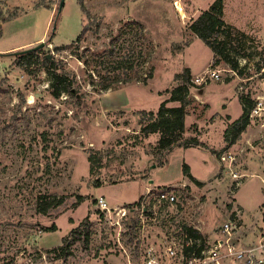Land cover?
<instances>
[{"label": "rangeland", "instance_id": "rangeland-1", "mask_svg": "<svg viewBox=\"0 0 264 264\" xmlns=\"http://www.w3.org/2000/svg\"><path fill=\"white\" fill-rule=\"evenodd\" d=\"M81 1L85 12L79 0H0V264H246L227 252L229 237L264 264V0H220L226 22L249 36L238 70L215 64L190 29L217 0ZM42 41L33 60L16 54ZM142 50L147 62L130 76L153 69L148 84L101 91L103 77L120 76L117 60L142 61ZM46 58L73 81L57 99ZM186 68L184 137L204 143L162 149L159 134L140 131L164 101L180 106L175 76ZM208 69L220 79L195 84ZM243 95L256 109L228 144L225 124L242 115ZM93 154L102 162L91 172ZM185 162L203 185L184 176ZM162 193L176 201L160 202ZM82 223L87 232L64 244Z\"/></svg>", "mask_w": 264, "mask_h": 264}, {"label": "trees", "instance_id": "trees-1", "mask_svg": "<svg viewBox=\"0 0 264 264\" xmlns=\"http://www.w3.org/2000/svg\"><path fill=\"white\" fill-rule=\"evenodd\" d=\"M79 1L82 6L83 12H85L82 1ZM223 8L224 7L222 2L220 0H217L216 2L211 4L208 9L202 11L201 14L193 20L190 25V29L199 37V39L204 42L207 47H209L214 52L215 56L217 57L215 64H218L219 61H224L229 64L232 69L238 70L239 65L237 57H250L248 48L244 43L246 40H248L249 36L244 31L238 29L236 26L230 25L226 22V20L224 19ZM85 32L86 28H83L82 33L71 45L75 46L81 43L82 39L84 38ZM69 46L70 45L63 47L68 48ZM39 52H41V50L34 52L20 51L16 54L21 56L23 60H33L35 57H37ZM139 53L141 54L140 57L142 58V61L135 62L134 60L136 56H124L118 59L115 63L116 66L114 70L118 71L120 73V76L119 74H116L114 76L109 75L107 77H103L104 83H102L101 91L113 89L114 86L118 83H121L123 86L128 85L134 81L137 83L148 84V81L154 76L153 69H151L149 72L143 73L142 75L135 74L134 77L130 76V72L134 70L135 66L143 67V65L147 62V56L145 57V52H143L142 50V53ZM139 53L137 54V57L139 56ZM45 60V69L51 73L52 77V97L56 99L60 98L63 93L70 91L73 81L68 79V76L59 69L55 61L49 60L47 58ZM123 70H125V72ZM239 73L242 74V71H239ZM175 79L176 81L179 80L181 83L175 88V96L173 97L172 101L180 102V106L168 107V101H164L156 115L153 112L147 113L150 117L149 122L141 128L140 132L144 137H147L150 134H159L160 138L158 141V145L162 149H171L175 146L184 148L203 146V144L200 143L196 138L186 139L184 137L186 132L185 121L188 114L187 107L190 104V101L186 98V96L190 89L189 86L191 85V70L189 68H186L183 73L177 74L175 76ZM240 102L243 108L242 115L238 119L229 123L224 132V141L228 144H233L234 142H236L240 134L249 125V116L250 118H252V112L256 109V102L251 99L249 95L241 96ZM228 119H230V117H228ZM95 156L96 155L93 154L89 157V162L91 163V172L94 171L95 166L99 167L102 162L100 157ZM190 171V166L185 162L183 164L184 176L188 177L190 181L198 186L203 185L202 182L195 178ZM78 200L81 202L85 199L83 196H79ZM63 202L64 199L61 198L56 202L54 206H59L63 204ZM135 206L136 205H131L130 208H134ZM48 209L49 207L47 206L42 208L41 211L43 213H46ZM87 228L88 227L84 223H82L79 227L73 230L71 237L66 236L63 238V243L69 245L72 242L73 238L77 239L85 234V232H87ZM54 230L55 227H53V229H50V231ZM198 234V232H195L196 236H199ZM89 235V233L86 234V240H89ZM64 246L62 245L57 250L64 249Z\"/></svg>", "mask_w": 264, "mask_h": 264}, {"label": "built area", "instance_id": "built-area-1", "mask_svg": "<svg viewBox=\"0 0 264 264\" xmlns=\"http://www.w3.org/2000/svg\"><path fill=\"white\" fill-rule=\"evenodd\" d=\"M209 79L210 80H219L220 79L219 72L217 70L208 69V70L205 71V73L203 75L196 77L194 82L197 85H203V84H207ZM251 116H253V115H251ZM220 158L224 161V160H226V155H221ZM159 201L160 202L166 201V202H169V203H174L176 201V197L174 195H169L167 193H162L159 196ZM104 208H106L105 210H108V207H104ZM224 232L231 236V227L229 226V224H226L224 226ZM230 241H231V239L229 237L228 241L226 242V244H227V252L229 253V255L230 254H233V255L236 254V257L238 259L246 260V264H250V249H248V250L240 249V250H236L235 251V250H233L234 247L230 243ZM219 246H221L220 242H219L218 247H217L216 250H218ZM202 251H203V255H205L206 251L205 250H202ZM214 252H216V251H213L212 253H214ZM247 253L249 254L248 259H246V257H245V254H247ZM167 254H168L169 257L175 255V252H174L172 247H170L168 249V253ZM212 258H214V257H212ZM201 264H207V261L203 260ZM216 264H221V263H219V261H216Z\"/></svg>", "mask_w": 264, "mask_h": 264}, {"label": "crops", "instance_id": "crops-1", "mask_svg": "<svg viewBox=\"0 0 264 264\" xmlns=\"http://www.w3.org/2000/svg\"><path fill=\"white\" fill-rule=\"evenodd\" d=\"M200 14H201V12H200ZM48 28H49V26H47V28H46V32H47V29H48ZM44 36H45V34H44ZM44 36H43V37H44ZM43 37H42V38H43ZM42 38L36 40L35 42L41 41ZM31 43H33V42H31ZM28 44H30V43H27V44H25V45H28ZM25 45H21V46H19V47L10 48V49L20 48V47H23V46H25ZM187 117H188V116H187ZM229 117H230V119H228V123L225 124V128H224V130H226L227 125H228L229 123H231V122L234 121L230 115H229ZM187 121H188V118L186 119V128H187ZM186 132H188V128H187ZM186 134H187V133H186ZM223 134H224V133H223ZM186 136H187V135H186ZM187 138H188V137H187ZM198 140H199V139H198ZM199 141H200V140H199ZM200 142L204 143L202 140H201ZM206 146H207V145H206ZM191 148H194V147H191ZM187 149H189V148H187Z\"/></svg>", "mask_w": 264, "mask_h": 264}, {"label": "water", "instance_id": "water-1", "mask_svg": "<svg viewBox=\"0 0 264 264\" xmlns=\"http://www.w3.org/2000/svg\"><path fill=\"white\" fill-rule=\"evenodd\" d=\"M64 1H65V0H62V1H61V7L63 6ZM44 46H45V42L42 41V42H40L38 45H36V46H34V47H31V48H28V49H24V50H22V52H34V51H38V50L42 49Z\"/></svg>", "mask_w": 264, "mask_h": 264}, {"label": "bare ground", "instance_id": "bare-ground-1", "mask_svg": "<svg viewBox=\"0 0 264 264\" xmlns=\"http://www.w3.org/2000/svg\"><path fill=\"white\" fill-rule=\"evenodd\" d=\"M179 11L181 12L182 16H184V17L186 16V13L184 12L183 8H181Z\"/></svg>", "mask_w": 264, "mask_h": 264}]
</instances>
